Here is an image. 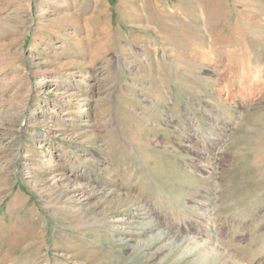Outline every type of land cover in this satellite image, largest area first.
Returning a JSON list of instances; mask_svg holds the SVG:
<instances>
[{"label": "rangeland", "instance_id": "obj_1", "mask_svg": "<svg viewBox=\"0 0 264 264\" xmlns=\"http://www.w3.org/2000/svg\"><path fill=\"white\" fill-rule=\"evenodd\" d=\"M207 252L264 264V0H0V264Z\"/></svg>", "mask_w": 264, "mask_h": 264}, {"label": "bare ground", "instance_id": "obj_2", "mask_svg": "<svg viewBox=\"0 0 264 264\" xmlns=\"http://www.w3.org/2000/svg\"><path fill=\"white\" fill-rule=\"evenodd\" d=\"M207 253L210 256L212 252L211 253L210 252H207ZM212 256L213 257H210V258H212V259L214 258V262L218 260V263L219 264H229V259L228 258H224V254L223 253L221 255L219 253H217V252H216V254L215 253H212Z\"/></svg>", "mask_w": 264, "mask_h": 264}]
</instances>
